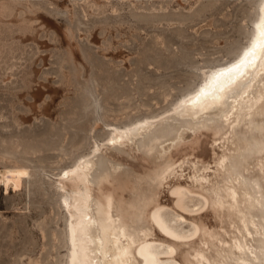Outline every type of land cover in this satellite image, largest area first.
Returning a JSON list of instances; mask_svg holds the SVG:
<instances>
[{"label":"rangeland","instance_id":"1","mask_svg":"<svg viewBox=\"0 0 264 264\" xmlns=\"http://www.w3.org/2000/svg\"><path fill=\"white\" fill-rule=\"evenodd\" d=\"M260 1L0 0V177L28 170L19 187L0 182V264H66L61 172L236 58ZM184 201L172 224L188 235L212 213L197 193Z\"/></svg>","mask_w":264,"mask_h":264},{"label":"bare ground","instance_id":"2","mask_svg":"<svg viewBox=\"0 0 264 264\" xmlns=\"http://www.w3.org/2000/svg\"><path fill=\"white\" fill-rule=\"evenodd\" d=\"M27 173L8 168L0 182L16 188ZM59 183L66 264H264V0L236 58L167 110L112 126ZM190 192L212 219L193 215L187 235L172 223Z\"/></svg>","mask_w":264,"mask_h":264}]
</instances>
